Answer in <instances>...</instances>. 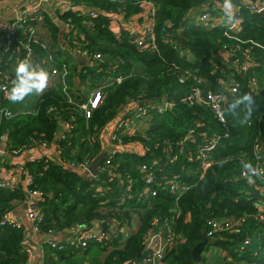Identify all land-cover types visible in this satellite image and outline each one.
Returning <instances> with one entry per match:
<instances>
[{
	"label": "trees",
	"instance_id": "16d2710c",
	"mask_svg": "<svg viewBox=\"0 0 264 264\" xmlns=\"http://www.w3.org/2000/svg\"><path fill=\"white\" fill-rule=\"evenodd\" d=\"M254 1H57L56 14L69 28L65 35L69 45L77 47L71 42L75 33L78 46L84 52L102 55L99 67L89 65L83 69L86 73H81L83 78L89 76L105 82L110 77L122 76L124 80L106 89L102 103L90 119L80 108L85 101L70 102L59 90L51 89L38 98L35 112L15 114L0 122V142L6 135L8 148L13 152L42 143L49 145L57 139L64 162L94 161L101 156V131L129 101L161 105L147 107L150 115L145 120L148 129L143 135H121L123 147L137 144L144 154L139 155L136 150L114 153L112 159L117 169L113 173L100 170L103 159L99 161L98 174L87 177L47 158L26 164L25 168L34 178L33 187L47 195L39 203V210L44 215L40 223L42 234L73 233L79 227L91 229L95 224L113 219L120 227L137 223L136 231L127 240L119 234L112 236L106 244L90 242L85 252L98 247L107 253L104 264H133L147 255L146 238L157 227L153 219L158 218L159 223L169 219L171 228L185 240L168 250L163 264H198L193 259V249L206 235L208 220L249 216L240 235L218 236L212 240L203 252L200 264H211L207 253L212 254L213 249L220 250L221 255L224 251L229 252L230 256L222 257V264L244 261L264 264V224L257 218L255 206L261 199V192L241 178L244 161L253 163L254 146L264 143V121L261 119L264 112V15L250 12L249 4ZM143 2H152L157 9L155 51L142 50L133 43L138 33L122 30L117 35L114 30L113 21L117 16L123 15L128 20L140 15L139 20H142L148 15L150 7ZM224 2L236 6L237 12L231 18L236 24L233 29L203 25L187 17L201 6L213 13L222 12ZM93 11L94 16H90ZM29 22L35 27L32 18ZM45 24L55 44L52 52L60 57L59 29L49 18ZM18 35L23 38L20 33ZM29 45L32 52L41 56L51 51L33 41ZM233 49L237 51V58L250 61L254 66L245 76L235 77L239 84L237 91L228 93L221 82L232 72ZM181 50L190 56H182ZM137 63L143 69L136 73ZM6 64L7 61L0 60L4 83L9 86L7 92L0 88L4 104L12 99L15 85L14 76L9 72L11 65ZM182 78L183 83L180 82ZM198 79L204 82L199 83ZM251 79L258 81V90L250 87ZM196 88L202 90L203 99L209 92L226 94L225 125L217 120L209 106L198 103L196 98L193 102L189 100ZM50 109L53 112H49ZM58 119L71 126L64 138L56 136ZM213 137L219 138L211 157L214 164L201 176L198 151ZM144 164L152 169L160 183L151 186L146 183L141 171ZM118 175L124 179L128 177L131 182L125 180L120 184ZM163 177L189 188L178 197L168 191L170 186L165 185ZM25 195L19 187H0V221L11 211L12 203L25 199ZM246 238L250 244L242 249ZM25 239V227L15 229L0 225V264H26ZM60 245L62 249L50 248L51 251L70 261L67 264H73V257L81 249L73 243ZM215 264H219L218 261Z\"/></svg>",
	"mask_w": 264,
	"mask_h": 264
},
{
	"label": "built area",
	"instance_id": "2783aa9c",
	"mask_svg": "<svg viewBox=\"0 0 264 264\" xmlns=\"http://www.w3.org/2000/svg\"><path fill=\"white\" fill-rule=\"evenodd\" d=\"M47 1H57V0H38V2L41 4ZM111 1H117V0H111ZM143 4L150 7V11L148 14L149 22L146 25L144 31L138 34L133 39V43L136 44V46L142 50L155 51L157 49L156 32H155L157 9L155 4L152 2H143ZM248 9L252 13L264 15V0H255L253 3L249 4ZM31 12L32 11L30 8H23L18 16H16L14 19H12L10 22H8L7 24L3 25L0 28V60L7 61L6 65H11V67L12 66L18 67L21 61L27 60L29 62V70L39 72L40 71L39 63L31 57L32 51L29 47L30 46L29 43L31 41H33L34 43L36 42L35 41L36 29L29 22L31 18ZM94 13H95L94 11L91 12L90 16H94ZM222 18H226V15L223 14L221 15L220 12L213 13L210 10H207L206 12H204L203 15H201L198 18V21L201 24H209L213 22H218L222 20ZM234 27L235 25L232 27V29ZM19 33L23 36V38L18 35ZM71 42L74 43V45H79L75 33L73 34V38H71ZM23 52H26V54L24 55ZM236 53L237 51L233 49L231 55L234 59V62L233 65L230 66L232 72L228 75L226 80H222L221 82V84H223V89L228 93H234L237 91V87L239 84L237 83L235 77L245 76V73L254 66V63L250 61H247L245 59L241 60L237 58ZM180 54L182 56H186V55L190 56L187 51L181 50ZM101 59H102V55L100 53H93L90 54L89 56L91 65L95 64L96 67H99L98 64L101 61ZM233 67L235 68L234 69L235 71L232 69ZM123 80L124 77L122 76L108 78L105 82L98 85V87L96 88V90L92 95V98L89 100L88 103L80 104V108L84 111L85 117L87 119L92 118L94 111L102 103L105 95L104 90L116 84H121ZM184 81L185 80L183 78L180 79L181 83H183ZM198 82L202 83L204 82V80L198 79ZM257 82L258 81L256 79L249 80L250 87L252 89L258 90L259 86ZM0 88L2 92H7L9 90V86L4 83V71L1 68H0ZM194 98L197 99L198 103L200 104L203 103L209 106L211 110L216 114V118L221 124L225 125L227 123V119L225 117L223 110V106L227 101L225 93L215 94L209 92L207 98L203 99L202 90L200 88H196L194 95H192V97H190L189 100L193 102ZM70 102L72 101L70 100ZM6 105L7 104H4L0 98L1 119L12 118L15 115L12 111L6 108ZM49 112H53V109H50ZM134 115L140 121H145L150 115V111L147 108V106L141 104V106L138 109V112L135 113ZM261 119L264 121V112L261 116ZM59 121L61 123H64L65 131L57 138H64L66 132L70 130L71 126L69 123L63 122L61 119H58V122ZM131 122L132 121L130 118H124L117 123L115 132L111 137V140L114 144L118 146H123V141L121 139V131L127 128L131 124ZM6 138L7 136L4 135L1 138V140ZM56 140L57 139H55L53 143L57 145ZM218 143H219V138L213 137L210 139L209 142L201 146V148L199 149L198 160L200 161L201 176H204V174L214 164V160L211 157H212V152L215 150ZM39 145H47V144L42 143L35 146H39ZM21 151H13V153H19ZM114 153H116V151H111L104 156L103 158L104 165L101 167L100 169L101 171L106 173L109 172L110 174L117 169L112 159ZM254 154H255L254 155L255 161L253 163H251L250 160L244 161L243 164L244 168L241 173V178L245 179L249 185H251L256 190L261 192V199L256 203L255 206L258 211L257 218L260 220V222H263L264 224V143H257L254 146ZM44 158L51 160L48 157H44ZM61 162L63 164L68 165L70 168H81L86 171H89L91 164L93 163L91 159H85L83 162L76 164V163L64 162L62 158H61ZM254 163L255 165H253ZM63 164H61V166ZM141 171L144 173V180L149 186L160 183L158 178H156V176L152 172V169L148 165L146 164L142 165ZM89 175L93 176L90 173V171H89ZM117 180L120 184H123L125 180H127L128 183L131 182L128 179V177L124 179L123 177H121V175L117 176ZM162 180L164 181L165 185L170 186L168 188L169 189L168 191L172 192L178 197L182 196L183 193L189 188V186H181V183L175 180L174 181L168 180L167 177H163ZM33 184H34V178L29 173L27 194L30 198H32L33 200L36 199L40 203L41 201L47 198V195L43 194L40 190L35 189L33 187ZM0 187L10 188L7 183L2 181H0ZM100 191L102 190H99V192ZM43 216L44 215L40 210L37 211L35 209H30L28 211L27 219L30 222V227L33 232L41 234L40 223L43 220ZM248 217L249 216H243V217L231 216V217L208 220L205 227L206 235L209 239H211V241L212 240L215 241V239L218 236L228 238V236L240 235L241 228L245 224ZM153 221L157 224V227L146 238L145 248L147 251V255L142 260L137 261L133 264H163V260L168 250H171L178 243L180 242L182 243L185 240V239L183 240V237L178 233L176 234L175 231L171 228L172 224L169 219H166V221L162 223H159L158 218H154ZM105 223L107 224L109 223L107 230L101 229L100 227V229L98 230L91 228V229H86L83 232L80 231L81 230L80 227L78 231L73 232V237L68 242L65 241L62 243H73L76 245L77 248L81 250H86L89 247L90 242H99L106 244L108 240L112 239V236H117L119 234H122L127 240V238H129L131 234L137 229V223H132L129 227L126 226L120 227L118 225V221L114 219L107 221ZM0 225L1 226L8 225L15 229L24 228V225L20 221L12 217L11 211L7 212L3 216V218L0 221ZM46 244L49 246V248L52 249H55L57 247H59V249L63 248V246L60 245L61 243L56 242L54 240H47ZM249 244H250V240L248 238L244 239L243 249H245ZM24 251L28 256V260L31 259L33 256V251L30 248H26V247H24ZM207 254L208 256L211 255L210 253ZM241 264H258V263L244 261L241 262Z\"/></svg>",
	"mask_w": 264,
	"mask_h": 264
},
{
	"label": "crops",
	"instance_id": "0c3cea01",
	"mask_svg": "<svg viewBox=\"0 0 264 264\" xmlns=\"http://www.w3.org/2000/svg\"><path fill=\"white\" fill-rule=\"evenodd\" d=\"M57 1H47L42 4L39 3L38 0L0 1V28L10 22L16 16H18L23 8H30L32 11L31 18L34 21L36 29V44L40 45L43 48L51 50L48 54L46 53L43 56L32 52L31 57L39 63V69H43L48 73L46 87L40 93H37V89L33 88L32 92L24 96L22 99H17L15 101L11 99L10 102L6 105V108L10 109V111H12L14 114H26L35 112V109L33 110L31 108L33 96H36L34 98V104L36 106V101L38 100V98L51 89L59 90L62 94L66 95L73 103H79L80 101H85V103H88L98 85L103 83L95 81L89 76L83 78V76L81 75V73L86 74L82 72L83 69L91 65V62L89 60L90 54L88 52H84L80 46L77 45V47H72L67 42L65 35L68 32V26L63 21H61L56 14V7L58 4ZM218 7L220 8V6ZM221 7L223 11L220 13L221 15H226V18H222V20L218 22L209 23L208 25L222 27L227 26L232 28L234 25H236L231 19L232 16L237 12V9L235 8L236 6L224 2L221 4ZM207 10L209 9H207L206 6H201L191 11L187 17H190V19H194L197 23H199L198 18ZM139 17L140 15H137L131 17L128 20H125L123 15L117 16L113 21L115 24L114 30L116 34L119 35L122 30H126L129 32L133 31L138 34L142 33L149 22V17L148 15H145L142 20H139ZM46 18H49L52 23H54L59 29L58 44L61 49L60 57H57L56 54L52 52L53 45L55 44L51 37V32L45 24ZM59 59L63 61L62 64H59ZM137 66L138 64H136V68ZM16 68V66H12L9 70L10 74L14 76L15 82L17 80ZM232 69L234 70L235 68L233 67ZM135 71L136 70L134 67V72ZM140 71L142 70L140 69L138 72ZM14 86L15 85H13V87ZM160 105L161 103L156 102L144 104V106H151V108H157ZM140 106L141 103L139 101H129V103L118 113V115L104 127L99 135L101 155L105 156L111 151L120 153L130 150H136L139 155L144 154V150H142V147L138 146L137 144L131 143L123 147L114 144L111 140V137L115 132L117 123L124 118H130L132 122L127 128L121 131L122 136H135L137 134L143 135L147 131L148 124H146L145 121H140L134 115L138 112ZM2 120L3 119H1L0 116V122ZM64 131L65 125L64 123H61L59 121L57 125L56 136H60L64 133ZM44 157H48L52 161L60 165L63 164L61 162L59 150L55 143H52L50 145L33 146L19 153H13L8 148L7 138L1 140L0 181L7 183L10 188H22L26 193L25 199L17 200L12 203L11 209L12 217L20 221L26 228V239L23 243V246L26 248H30L33 251L32 258L29 259L26 264H51L53 262L54 264H67L70 261L62 259L58 257V255L53 253L49 246L46 244V241L54 240L59 243L65 241L68 242L73 237L72 231H67L64 233L56 232L50 234H38L32 231L30 222L27 219V214L30 209L39 211V202L36 199L33 200L32 198H30L27 194L29 173L25 166L28 162H32ZM62 167L64 169L74 171L81 177H87L89 175V171L83 170L81 168H70L66 164H63ZM108 225L109 223H104L100 226L98 224H95L92 228L98 230L101 227V229L107 230ZM79 228L75 229V231H78ZM80 229V231L84 232V230L88 228L81 227ZM94 248L99 249L98 247ZM94 248H92L91 250H93ZM87 250H80L79 253H85ZM91 250H89L88 252H90ZM79 253L75 256H79ZM67 256H69V254H66V257Z\"/></svg>",
	"mask_w": 264,
	"mask_h": 264
},
{
	"label": "clouds",
	"instance_id": "9594fccd",
	"mask_svg": "<svg viewBox=\"0 0 264 264\" xmlns=\"http://www.w3.org/2000/svg\"><path fill=\"white\" fill-rule=\"evenodd\" d=\"M23 74V75H21ZM17 80L12 89V99H22L24 96L32 92V89H37L40 93L46 87L48 80V73L41 69L39 72L29 71V62L27 60L21 61L16 68Z\"/></svg>",
	"mask_w": 264,
	"mask_h": 264
},
{
	"label": "rangeland",
	"instance_id": "374dc122",
	"mask_svg": "<svg viewBox=\"0 0 264 264\" xmlns=\"http://www.w3.org/2000/svg\"><path fill=\"white\" fill-rule=\"evenodd\" d=\"M58 62H59V64H62L63 63V61L61 59H59ZM140 66L138 64V66L136 68V65H135V70H136L135 72H138L140 69L141 70L143 69V67L142 66L140 67ZM105 91H106V89L104 90V94L106 93ZM35 97L36 96H33V98H32L33 101H32V104H31V108L33 110L35 109V104H34V101H35L34 98ZM244 253L246 254L247 252H244ZM227 254L229 255V252ZM227 254L224 251V252H222V255H221V251L220 250L213 249L212 250V254L209 256V260L212 261L210 263L211 264H215V262L217 263V261H218L219 264H222L224 262V259L222 257L223 256H227ZM106 255H107V253L104 254L103 251H100L99 249L94 248L93 250H91L87 254L86 253H82V254L79 253V256L73 257L72 263L73 264H104V260H105ZM247 262H249V261H247ZM239 264H241V262H239Z\"/></svg>",
	"mask_w": 264,
	"mask_h": 264
},
{
	"label": "water",
	"instance_id": "95a60500",
	"mask_svg": "<svg viewBox=\"0 0 264 264\" xmlns=\"http://www.w3.org/2000/svg\"><path fill=\"white\" fill-rule=\"evenodd\" d=\"M104 156H100L97 158L91 165L89 171L93 176H96L98 174V168H99V161L100 159H103ZM211 239H209L205 234L203 235V240L197 244L193 249V259L196 263L200 264L202 261V254L206 250L209 243H211Z\"/></svg>",
	"mask_w": 264,
	"mask_h": 264
}]
</instances>
